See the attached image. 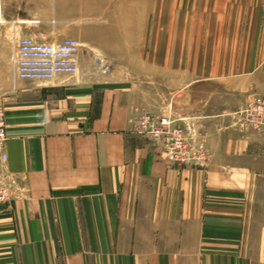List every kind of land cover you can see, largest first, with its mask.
I'll return each instance as SVG.
<instances>
[{
    "label": "crops",
    "instance_id": "obj_1",
    "mask_svg": "<svg viewBox=\"0 0 264 264\" xmlns=\"http://www.w3.org/2000/svg\"><path fill=\"white\" fill-rule=\"evenodd\" d=\"M108 1L0 0L9 136L0 173L14 198L0 205V263L52 264L58 245L74 264L86 263L82 214L102 263L264 264V131H242L226 114L264 94V29L225 42L208 62L199 42L194 60L167 67L183 72L189 90L176 113L206 134L212 154L203 168H177L159 143L134 132L133 86L96 80L83 54L76 75L15 77L14 54L3 44L38 33L26 23L80 38L84 18ZM244 4L264 22V0ZM131 247L133 256L121 249Z\"/></svg>",
    "mask_w": 264,
    "mask_h": 264
},
{
    "label": "rangeland",
    "instance_id": "obj_2",
    "mask_svg": "<svg viewBox=\"0 0 264 264\" xmlns=\"http://www.w3.org/2000/svg\"><path fill=\"white\" fill-rule=\"evenodd\" d=\"M244 3L245 0H109L100 14H91L84 18L82 24L86 28L83 32L85 36L78 38L76 35H71L69 31L62 34H42V29L38 28L36 23H26L25 29L32 32L36 29L38 33L25 35L37 40L54 42L68 36L77 38L81 44L80 61L83 54L82 65L87 67V72L91 76H94L96 80L130 84L137 92L135 94L137 104L134 106L132 118L133 130L134 120L141 112L150 113L155 117L171 116L174 125L183 130L191 143L202 140L208 151L207 159L202 164L179 165L172 161L173 164L177 168L186 166L203 168L212 156L208 139L205 133L197 131L192 125L189 126L184 117L176 113L177 108L186 101L189 90L183 72L167 71V67L171 68L172 61V65L180 63L178 67L181 68L183 62L194 60L193 57H197L199 42L205 44L208 62L213 59L212 56L220 52L219 49L225 42L229 40L233 42L236 38L240 42L246 34H262L264 22L254 21L261 16L254 15V8L247 7ZM2 19L1 17L0 20ZM113 21L118 22L113 26L114 28H111ZM0 24L4 28L5 23L2 21ZM67 26L69 27V24ZM19 38L17 36L16 40L3 44L8 55L14 54L13 67L17 78L19 77L16 72L15 52L17 54ZM215 45L218 48L213 51ZM188 46H191V50ZM183 81H185L184 84ZM192 88L191 86L190 89ZM257 97L264 98V94H254L250 100L226 113L232 117L235 127L249 133L264 131V121L259 123L245 121L246 126L238 121L239 117L245 118L242 112L250 104L252 105ZM0 104L4 106L3 103ZM0 175L10 190V201L0 205L11 207L14 202L13 191L5 176L1 173ZM78 218L82 228L80 236L83 252L87 257L86 263H83L115 264L109 260H107L108 263H102V254L99 249L93 247L89 232L85 229V216L81 214ZM54 249L55 262L52 264H74L70 261L72 254L67 248L58 245ZM121 249L134 255L133 247ZM16 258L21 259V256ZM17 264H24V262H17ZM47 264L51 263L47 262Z\"/></svg>",
    "mask_w": 264,
    "mask_h": 264
},
{
    "label": "built area",
    "instance_id": "obj_3",
    "mask_svg": "<svg viewBox=\"0 0 264 264\" xmlns=\"http://www.w3.org/2000/svg\"><path fill=\"white\" fill-rule=\"evenodd\" d=\"M1 10V9H0ZM1 21V20H0ZM38 22V20H35ZM81 44L75 37H65L57 42L37 40L23 35L17 44L16 72L20 79L49 81L60 75H76L80 71ZM245 118L238 121L246 126V122L264 121V98L257 97L242 112ZM134 130L138 134L148 136L159 142L171 161L179 164H202L207 159L205 143L200 140L191 143L189 137L180 127L174 125L169 115L155 117L141 112L134 120ZM189 136V135H188ZM6 109L0 104V159H7L8 143ZM10 201V190L0 175V204Z\"/></svg>",
    "mask_w": 264,
    "mask_h": 264
},
{
    "label": "bare ground",
    "instance_id": "obj_4",
    "mask_svg": "<svg viewBox=\"0 0 264 264\" xmlns=\"http://www.w3.org/2000/svg\"><path fill=\"white\" fill-rule=\"evenodd\" d=\"M1 13V12H0ZM2 21H4L3 19H2ZM27 22H31V21H27ZM34 22V21H33ZM88 56V55H87ZM102 62V61H101Z\"/></svg>",
    "mask_w": 264,
    "mask_h": 264
}]
</instances>
